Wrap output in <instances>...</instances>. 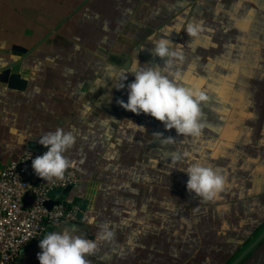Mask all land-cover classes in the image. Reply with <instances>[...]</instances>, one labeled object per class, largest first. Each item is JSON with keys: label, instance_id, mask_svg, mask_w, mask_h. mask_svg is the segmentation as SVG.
<instances>
[{"label": "crops", "instance_id": "obj_1", "mask_svg": "<svg viewBox=\"0 0 264 264\" xmlns=\"http://www.w3.org/2000/svg\"><path fill=\"white\" fill-rule=\"evenodd\" d=\"M196 1L0 0V71L28 82L20 90L0 81V160L44 147L45 132L72 131L66 155L80 181L66 201L84 213L45 235L69 229L95 240L107 223L114 238L98 242L91 264H230L264 230V117L255 130L240 111L205 105L201 137L184 139L118 103L134 80L128 74L115 88L127 60L157 65L152 40L170 34L174 42ZM177 151L188 155L172 166ZM196 162L226 177L215 201L187 190L179 169ZM26 199L35 203L33 193ZM39 243L14 264H40ZM240 264H264V240Z\"/></svg>", "mask_w": 264, "mask_h": 264}, {"label": "clouds", "instance_id": "obj_2", "mask_svg": "<svg viewBox=\"0 0 264 264\" xmlns=\"http://www.w3.org/2000/svg\"><path fill=\"white\" fill-rule=\"evenodd\" d=\"M184 32L191 38H198L202 27L195 22L187 23ZM170 34L152 40L151 54L159 57L163 65H142L137 56L130 61L129 66L119 73L118 90L125 88L128 74L134 80L127 84V102L118 103L125 110L137 115H150L161 122L166 130L175 129L177 136L198 139L204 129L201 105L209 100V96L196 87H184L176 83L180 74L171 69L179 61L183 62V52L174 48V43L168 38ZM94 91V90H93ZM142 127V126H140ZM163 137L164 143H175L174 137H164L162 133H153ZM39 144L47 151L32 159V169L35 174L47 183L63 181L65 174L73 162L66 153L76 143L72 131L57 128L45 132L39 138ZM187 153L174 152L170 155V165L174 166L186 157ZM187 174L186 187L193 198L204 202L215 201L224 192L227 180L217 170L196 162L179 169ZM114 232L107 223L101 224L95 240L75 234L74 230L47 233L40 239L41 252L37 254L40 264H91L87 259L94 256L98 250V242H110Z\"/></svg>", "mask_w": 264, "mask_h": 264}, {"label": "rangeland", "instance_id": "obj_3", "mask_svg": "<svg viewBox=\"0 0 264 264\" xmlns=\"http://www.w3.org/2000/svg\"><path fill=\"white\" fill-rule=\"evenodd\" d=\"M183 20L173 42L184 56L171 69L180 74L176 83L203 90L209 100L201 108L215 104L240 111L259 129L256 124L264 117V0H197ZM189 22L201 25L198 38L184 32ZM158 65H163L160 58Z\"/></svg>", "mask_w": 264, "mask_h": 264}, {"label": "built area", "instance_id": "obj_4", "mask_svg": "<svg viewBox=\"0 0 264 264\" xmlns=\"http://www.w3.org/2000/svg\"><path fill=\"white\" fill-rule=\"evenodd\" d=\"M45 151V147L25 148L7 163L0 160V264L16 263L26 247L42 239L49 227L77 223L84 213L81 204L66 200L49 207V201L58 200L52 194L74 187L80 175L69 168L63 181H37L40 177L32 169V159ZM28 193L35 197L32 205L25 202Z\"/></svg>", "mask_w": 264, "mask_h": 264}, {"label": "water", "instance_id": "obj_5", "mask_svg": "<svg viewBox=\"0 0 264 264\" xmlns=\"http://www.w3.org/2000/svg\"><path fill=\"white\" fill-rule=\"evenodd\" d=\"M130 60H127L124 67H128ZM0 81L8 83L11 88H16L20 90H25L28 82L22 77L19 73H13L11 68H5L0 71ZM41 178H38L39 181ZM72 187H68L60 194L58 200H51L48 202L49 207L53 206L55 203L60 200H66L67 195L70 193ZM27 199H25L26 202ZM264 240V230L249 244L245 247L240 254L230 263V264H240L250 252H252L262 241ZM1 261V254H0Z\"/></svg>", "mask_w": 264, "mask_h": 264}, {"label": "trees", "instance_id": "obj_6", "mask_svg": "<svg viewBox=\"0 0 264 264\" xmlns=\"http://www.w3.org/2000/svg\"><path fill=\"white\" fill-rule=\"evenodd\" d=\"M29 194V193H28ZM262 228V227H261ZM261 228L255 233V234H257L260 230H261Z\"/></svg>", "mask_w": 264, "mask_h": 264}]
</instances>
